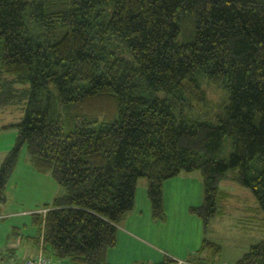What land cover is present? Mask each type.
Segmentation results:
<instances>
[{"label": "trees", "instance_id": "obj_1", "mask_svg": "<svg viewBox=\"0 0 264 264\" xmlns=\"http://www.w3.org/2000/svg\"><path fill=\"white\" fill-rule=\"evenodd\" d=\"M202 78L228 94L219 113ZM13 106L23 116L0 204L26 147L62 189L33 218L30 243L48 257L109 264L141 178L157 221L164 182L194 171L205 200L191 212L205 227L222 181L249 188L264 212V0H0V112ZM221 250L206 239L191 261L214 264L201 256ZM235 264H264V240Z\"/></svg>", "mask_w": 264, "mask_h": 264}, {"label": "rangeland", "instance_id": "obj_2", "mask_svg": "<svg viewBox=\"0 0 264 264\" xmlns=\"http://www.w3.org/2000/svg\"><path fill=\"white\" fill-rule=\"evenodd\" d=\"M193 30L194 27L189 26L187 31L181 35L180 40L182 42L190 40L194 35ZM201 84L212 105L213 114L219 113L228 102L227 92L224 88L212 85L203 78ZM21 107H8L0 112V126L6 127L0 131V168L8 153L16 144L18 130L13 125L19 123L23 116ZM232 152V143L228 139L224 143L220 157L229 159ZM27 155V148L23 147L18 164L7 185L6 202L0 204V250L5 252L8 247L13 246L19 256L25 254V245H28L32 241L31 239L37 237L39 228L33 222L34 215L37 213L45 215V207L53 202L54 198L52 197L59 192V188L61 190L58 181L51 172L40 173L28 165ZM182 174H188L191 183H181L180 189L184 191V194L174 196L173 186H167L166 182L174 179L176 181L178 180L176 178H179ZM178 176L166 180L163 185L164 199L171 202L174 198L172 206H175L178 198L187 199L190 205L188 207L189 214H187L188 220L185 223L186 228L181 229V237L177 239L178 242H175L174 245H179L180 240L183 239L185 250L192 247L194 250H199L206 239H210L211 242L218 241L217 243L222 247L221 252L219 254L209 253L210 259H203L204 262L235 264L242 259L253 245H257L264 240V212L260 210L259 204L249 188L231 180L222 181L220 189L224 196L218 202L220 211L211 220L209 226L205 227L203 220L197 214L191 212L192 208L204 204V180H202L201 172H183ZM147 182L145 178H141L138 182L140 202L142 201V193L144 196L142 183L146 184ZM183 207L186 206L180 204L178 209L181 210ZM157 222H159L157 223L159 229L164 234L178 235V219L171 220L166 214L165 220ZM159 246L164 250L169 249L165 245ZM167 255L170 256L168 253ZM52 259L57 264H67L66 259H57L56 257H52ZM147 263L142 260L138 264ZM175 264L200 263L193 262L188 258L185 262L176 261Z\"/></svg>", "mask_w": 264, "mask_h": 264}, {"label": "crops", "instance_id": "obj_3", "mask_svg": "<svg viewBox=\"0 0 264 264\" xmlns=\"http://www.w3.org/2000/svg\"><path fill=\"white\" fill-rule=\"evenodd\" d=\"M26 161L32 168L29 162L28 155L26 156ZM189 177L190 176L188 174H182L179 178H176L178 180L175 181L174 179L166 182L167 186H173L174 196L184 194V191L180 189V184L191 183ZM143 190L144 196L142 193V201L140 202L137 187L134 209L124 217V219L118 226L117 244L107 252L108 263L138 264L140 261L145 260L146 262H148L147 264H161L167 259H173L178 262H185L188 258L189 260H191L195 257H198V249L194 250L193 247L188 248L187 250L184 249L183 239L180 240L179 245H174L175 242H178L177 239L181 237V229L186 228L185 223L188 220L187 214H189L188 207L190 206L188 200L178 198L176 200L175 206H172L174 198L171 202H168L166 199H164V209L167 217L171 220H179V233L177 236L171 235L170 233L164 234L159 229V225L157 224L159 222H157V220H155L153 217L152 203L148 196V191L146 192V190H148V182L146 184L142 183V192ZM61 193L62 189L60 190L59 188V192L55 193L52 198L55 199L57 196L61 195ZM180 204H184L186 207H183L181 210H179L178 206ZM191 207L193 206L191 205ZM156 242H158L159 244H157ZM213 242L217 243L218 241ZM159 245H165L169 249L164 250ZM25 249V254L23 256H20L22 258H31L36 256L38 253L37 247L36 245H34V243L25 245ZM167 253L170 256H168ZM4 254L5 253L3 251L1 252L0 250V259L3 258ZM209 255L210 254L207 252L203 253L201 258L210 259Z\"/></svg>", "mask_w": 264, "mask_h": 264}, {"label": "built area", "instance_id": "obj_4", "mask_svg": "<svg viewBox=\"0 0 264 264\" xmlns=\"http://www.w3.org/2000/svg\"><path fill=\"white\" fill-rule=\"evenodd\" d=\"M46 213V211H44ZM43 244H40V249L36 256L34 257H25L21 259L17 258H4L0 259V264H57L54 262L52 257H48L44 254Z\"/></svg>", "mask_w": 264, "mask_h": 264}]
</instances>
